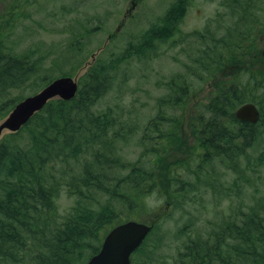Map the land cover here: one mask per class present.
Segmentation results:
<instances>
[{"label":"trees","instance_id":"16d2710c","mask_svg":"<svg viewBox=\"0 0 264 264\" xmlns=\"http://www.w3.org/2000/svg\"><path fill=\"white\" fill-rule=\"evenodd\" d=\"M194 1L177 0L167 14V20L175 21L176 28L169 26L170 33L164 38L172 36ZM227 3L237 20L220 38L209 28L203 33L196 32V35L210 39L211 46L199 48L200 55L191 58L192 63L185 65L184 72L173 75L165 83L166 95L159 99L158 110L140 139L142 153L138 162L121 163L109 153L115 140L109 137V133L116 130L120 134L121 128L115 126L111 109L108 112L94 110L110 91L112 81L109 69L100 59L80 79L73 100L49 102L13 134L26 132L28 138H33L32 151L22 152L9 142V138L0 145V264L22 261L26 264H74L80 247L89 236L95 235L100 244L92 248L90 259L99 252L108 233L105 225L119 220L122 214L145 212L148 198L153 193L166 195V203L172 206L170 212L183 209L203 188L222 194L225 189L218 174L206 167L211 159H219L228 165L229 170L247 177L243 169L246 165L241 161H249L245 157L248 149L264 142H260L264 135V128H261L264 125V69L252 70L246 63L258 47L262 22L256 12L260 10V1L233 0ZM0 21L5 22L4 28L5 16ZM11 26L13 21H10V30ZM1 35L0 48L7 43H2L5 34ZM2 52L0 102L9 89L36 72L34 63L22 60L29 55L18 58ZM259 74L263 80L258 78ZM212 81H218L216 90L206 101L199 100L193 106L194 113L187 124L195 136L190 144L186 140L185 122L181 121L183 117L175 110L186 106L197 91ZM248 102L255 103L261 111V120L257 124L235 117L238 107ZM126 128L128 138L136 125ZM172 145H181L180 151L186 156L169 163ZM191 149L197 151L195 158L194 152H189ZM86 151H90L92 160L84 158L77 162L81 163L79 172H75L67 185L78 196L96 190L109 194L112 200L100 210L107 211H99L94 217L91 214L96 212L81 208L78 202L76 211L58 224L56 202L64 178L52 176V169L62 167L69 174L72 172L70 162L79 161L80 155ZM259 159L263 164L264 153ZM203 168L202 175L200 170ZM103 229L106 234L102 239L99 232ZM212 233L209 234L210 240L201 237L198 242L193 241V245L183 242L181 246L185 245L186 251L179 253V262L174 264H239V258L249 264H264V213L251 212L242 218L236 217ZM229 241L235 242L238 248ZM240 247L243 251L238 257L234 250ZM134 256L133 264H153L151 260H136Z\"/></svg>","mask_w":264,"mask_h":264},{"label":"rangeland","instance_id":"374dc122","mask_svg":"<svg viewBox=\"0 0 264 264\" xmlns=\"http://www.w3.org/2000/svg\"><path fill=\"white\" fill-rule=\"evenodd\" d=\"M259 1L260 10L256 13L262 25L258 47L253 51L254 56L246 63L250 69L260 71L264 69V0ZM176 2L177 0H0V19L5 16L7 22L3 28L5 22L0 21V37L5 34L2 43L7 41L0 48V52L3 51L1 54L18 58L29 55L22 60L27 59L32 65L34 63L36 71L29 79L9 89L0 102V126L19 102L41 92L55 78L72 76L79 82L97 59L104 60L112 78L111 88L94 110L108 112L111 109L112 118L116 119L115 126L117 129L121 128L120 134L116 130L109 133V137L115 138L109 153L121 163L138 162L142 153L140 139L144 132L146 134L145 128L158 110L159 99L166 95L165 83L173 75L184 72L185 65L192 63L191 58L200 55L199 48L211 46L210 39L206 40L201 35H196V32L203 33L209 28L220 38L226 34V28L233 26L237 20V15L232 13L227 3L233 0H195L177 25L176 31L166 39L164 37L170 33L169 26L176 28L173 25L175 21L167 20V14ZM10 21H13L12 30L9 28ZM240 29H243V24ZM227 68L230 69V66ZM258 78L263 80L261 74ZM217 83L218 81L208 82L189 99L186 106L175 110L178 116L183 117L181 121L185 122L186 140L190 144L194 142L195 136L187 124L194 113L193 106L199 100L206 101L216 90ZM196 86L199 87L198 84ZM129 125H136V129H132L127 138L126 127ZM13 134L16 133L4 130L0 135V145L5 144L9 138V142L22 152L34 149L33 138H28L26 132L21 135ZM263 140L264 135L260 142ZM180 147L181 145H172L173 154L168 157L169 163L186 156L184 151H180ZM189 152L192 154L194 151L191 149ZM262 153L264 142L254 145L246 152L245 157L249 161H241V164L246 165L243 168L246 178L229 170L226 167L228 165L219 159L209 161L206 167L216 172L224 185L222 194L203 188L183 209L170 212L172 206L166 203V195L153 193L148 198L145 212L122 214L119 220L106 224L104 229L109 231L128 219L126 217L154 224V231L140 250H137L138 253L135 252V259L151 260L153 264L179 262V253L186 251V244L193 245V241L198 242L201 237L212 239L209 234L229 221L236 220V217L242 218L251 212L264 213V163L259 159ZM196 155L197 151L193 154L194 158ZM84 158L92 160L90 151L80 155L79 161L70 162L72 172L69 174L62 167L52 169V176L64 178L56 202L58 224L76 211L78 202L81 208L96 212L91 214L94 217L112 200L109 194L96 190L89 191L84 196L72 193L67 182L74 177L75 172H79L81 163L77 162H82ZM67 166L70 167L69 164ZM200 173L204 174V168ZM103 211L107 209L100 212ZM104 229L99 232L102 239L106 234ZM183 242L185 245L181 246ZM99 244L98 237L89 236L80 247L79 257L74 264L87 263L92 248ZM229 244L238 248L235 242L229 241ZM234 251L239 257L243 248ZM238 261L239 264H249L245 259L239 258Z\"/></svg>","mask_w":264,"mask_h":264},{"label":"water","instance_id":"95a60500","mask_svg":"<svg viewBox=\"0 0 264 264\" xmlns=\"http://www.w3.org/2000/svg\"><path fill=\"white\" fill-rule=\"evenodd\" d=\"M78 87L77 80L72 77L56 79L41 92L19 103L0 126V135L6 129L19 131L54 98L59 97L67 101L73 99ZM235 115L238 120L245 122L257 123L260 119V112L253 103L244 104ZM151 229V226L135 221L116 227L106 236L100 252L92 257L88 264H132V254L143 243Z\"/></svg>","mask_w":264,"mask_h":264}]
</instances>
